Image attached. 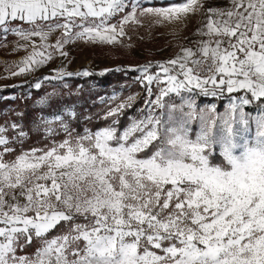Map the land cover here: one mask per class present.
<instances>
[{
  "label": "snow or ice",
  "instance_id": "6c2138e0",
  "mask_svg": "<svg viewBox=\"0 0 264 264\" xmlns=\"http://www.w3.org/2000/svg\"><path fill=\"white\" fill-rule=\"evenodd\" d=\"M202 7L0 0V46L11 33L17 50L32 48L11 73L21 75L66 58L75 41L122 43L141 17L170 22ZM196 34L195 49L129 69L143 96L101 98L102 114L43 117L45 135L58 125L62 140L24 150L28 133L0 124V264H264V0L208 8ZM54 71L43 81L94 75ZM68 117L106 123L76 131Z\"/></svg>",
  "mask_w": 264,
  "mask_h": 264
},
{
  "label": "rangeland",
  "instance_id": "374dc122",
  "mask_svg": "<svg viewBox=\"0 0 264 264\" xmlns=\"http://www.w3.org/2000/svg\"><path fill=\"white\" fill-rule=\"evenodd\" d=\"M142 2L144 7H166L172 2L180 3L183 2V0H142ZM226 4L227 0H203V7L199 8L195 13H189L185 18L170 22L164 21L162 23H155V17H141L142 23L140 25H128L126 27L127 35L119 38L122 43L93 44L86 40L75 41L64 46V50L67 52L66 58L56 53L54 58L45 66L21 75H11V73L18 71L21 60L32 51V48L28 47L27 50L19 48V50H17V41L19 38L9 33L2 41L3 46H0V99L6 97L14 99L16 96L20 95L27 96L28 98L31 97V89H36L33 85L38 80L43 81V77L45 76L55 75L54 70L60 67H64L67 71L73 73L83 70L99 73L105 69L113 70L117 68L129 71V69L137 68L147 63L156 65L174 59L182 47H191L195 49V42L203 39V37H200L196 33L206 21L207 9L211 7H224ZM113 23H115V20H113ZM60 36L61 33L57 31L50 37L49 43L54 44ZM20 43L23 42L21 41ZM149 71L155 74L159 69L153 67ZM139 75L140 73L136 72L134 79ZM161 75L163 74L161 73ZM55 82L58 81H43L41 87H43V85L51 86V83ZM60 82L62 85H69V82L65 80H61ZM27 83L28 86H25ZM13 87V92L5 96L4 89ZM122 87L123 86H121V88ZM121 88L118 90L112 88L110 93H104V96L101 98H107L117 93L122 100L129 94H122ZM49 93H51V91H44L43 94L35 100L34 104L37 107L43 106L44 104L39 103V101ZM137 93L142 96L141 91L130 94ZM7 109H9V107L1 111L0 114L7 115ZM220 110H222V106ZM247 110L248 109H246V111ZM251 110L255 115V108L252 107ZM52 116L53 115H46L44 117L51 118ZM42 118L43 117L40 116L39 119ZM5 123L11 124L16 122L9 117L3 120L0 117V124ZM41 125H43L42 122ZM54 126L58 129L57 125ZM31 250L32 249H28V251Z\"/></svg>",
  "mask_w": 264,
  "mask_h": 264
},
{
  "label": "trees",
  "instance_id": "16d2710c",
  "mask_svg": "<svg viewBox=\"0 0 264 264\" xmlns=\"http://www.w3.org/2000/svg\"><path fill=\"white\" fill-rule=\"evenodd\" d=\"M109 71L106 72L104 76L98 75L96 72L92 76L81 77L73 76L67 77L63 80L69 82L67 87H64L60 81L51 83V86H44L40 89H31V97L27 96H16L14 99L6 97L0 99V112L9 107L6 112L7 115L0 114L3 119L10 118L13 119L20 129L28 133L27 137L23 143V149L29 150L31 148H44L49 145L52 140H61L64 138V133L57 127V132L54 136L48 137L45 135L44 126L41 125L40 116L44 117L46 115H55L63 113V110L68 107H72L78 115L82 118L84 116H91L96 113H103L106 105L102 104L101 97L104 93H110L112 88L119 89L121 86L122 94H130L136 91H141L142 96L144 95L142 86L135 82L134 76L136 72L134 71ZM29 83V82H28ZM28 83L25 86H28ZM14 90L13 88L4 89V95L7 96L11 94ZM51 91L59 93L58 97H54L49 100L47 104L41 107H37L34 102L37 100L43 92ZM142 99H139L134 107L140 106ZM249 110V107L246 106ZM134 111V109L129 110V114ZM71 126L76 129V131H81L83 127L88 126L92 129H96L104 126L106 123L103 120L93 121L88 123L84 119H80L78 122L73 120L71 117L67 118ZM10 136L13 132L10 130L8 133ZM17 152H19V146H16Z\"/></svg>",
  "mask_w": 264,
  "mask_h": 264
}]
</instances>
